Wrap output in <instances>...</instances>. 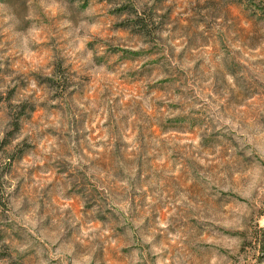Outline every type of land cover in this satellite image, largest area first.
Instances as JSON below:
<instances>
[{"label":"clouds","instance_id":"clouds-1","mask_svg":"<svg viewBox=\"0 0 264 264\" xmlns=\"http://www.w3.org/2000/svg\"><path fill=\"white\" fill-rule=\"evenodd\" d=\"M0 264H264V0H0Z\"/></svg>","mask_w":264,"mask_h":264}]
</instances>
